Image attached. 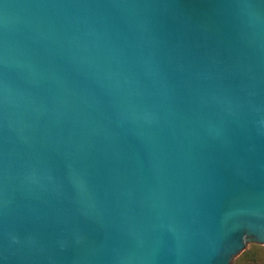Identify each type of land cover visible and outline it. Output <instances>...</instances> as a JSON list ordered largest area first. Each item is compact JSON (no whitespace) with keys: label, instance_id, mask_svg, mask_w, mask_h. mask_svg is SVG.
I'll list each match as a JSON object with an SVG mask.
<instances>
[{"label":"water","instance_id":"water-1","mask_svg":"<svg viewBox=\"0 0 264 264\" xmlns=\"http://www.w3.org/2000/svg\"><path fill=\"white\" fill-rule=\"evenodd\" d=\"M264 244V0H0V264H231Z\"/></svg>","mask_w":264,"mask_h":264},{"label":"trees","instance_id":"trees-1","mask_svg":"<svg viewBox=\"0 0 264 264\" xmlns=\"http://www.w3.org/2000/svg\"><path fill=\"white\" fill-rule=\"evenodd\" d=\"M231 264H264V246L251 244Z\"/></svg>","mask_w":264,"mask_h":264},{"label":"rangeland","instance_id":"rangeland-1","mask_svg":"<svg viewBox=\"0 0 264 264\" xmlns=\"http://www.w3.org/2000/svg\"><path fill=\"white\" fill-rule=\"evenodd\" d=\"M251 244H258V245H263V246H264V244H260V243H256V242H248V243L245 245L244 250L247 249ZM240 253H241V252H240ZM240 253H239V254H240ZM239 254H238V255H239ZM238 255H236V256L233 258V260H234ZM233 260H232V261H233ZM231 263H232V262H231Z\"/></svg>","mask_w":264,"mask_h":264}]
</instances>
